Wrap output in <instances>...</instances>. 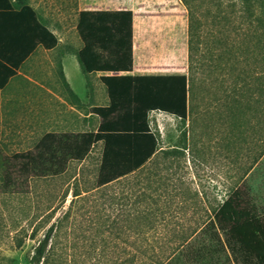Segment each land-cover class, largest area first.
<instances>
[{
  "label": "rangeland",
  "instance_id": "rangeland-1",
  "mask_svg": "<svg viewBox=\"0 0 264 264\" xmlns=\"http://www.w3.org/2000/svg\"><path fill=\"white\" fill-rule=\"evenodd\" d=\"M105 5L133 14L131 54L105 56L122 69L113 72L118 76L187 78L193 32L191 113L148 112L156 153L137 171L104 183L123 160L107 159L104 142L89 145L87 136L104 120L127 135L124 117L137 107L119 104L101 116L97 110L112 101L98 77L83 105L61 66L64 53L83 47L78 29V40L60 42L53 61L61 87L21 82L9 89L11 104L0 114V264H31L51 226L40 264H183L182 253L202 246V228L234 189L264 216V0ZM61 12L72 29L79 9ZM175 83L172 90L180 87ZM133 147L119 153L137 162L147 151Z\"/></svg>",
  "mask_w": 264,
  "mask_h": 264
},
{
  "label": "trees",
  "instance_id": "trees-1",
  "mask_svg": "<svg viewBox=\"0 0 264 264\" xmlns=\"http://www.w3.org/2000/svg\"><path fill=\"white\" fill-rule=\"evenodd\" d=\"M24 12H30L34 16L29 8H25ZM132 24L133 14L129 10H87L80 13L77 29L83 47L77 52V57L86 74L122 70L118 64L109 62L105 56L112 51L131 54ZM36 26L41 30V35H37L35 45L41 43L48 49L56 47L57 37L38 23ZM193 35L192 32L189 54L190 73L187 78L185 76L168 77L163 81L157 77L143 76L102 78L112 103L109 108L97 110L101 116L108 118L119 104L136 105L137 107L135 111L124 117V124L129 129L127 135H116L113 132V124L104 120L96 134L92 133L87 136L89 145L97 141L104 142L107 159H112L113 162L119 158L123 160L121 166L112 170L115 172L113 176L103 180L104 183L115 181L137 171L156 153L158 138L147 124L148 112L161 110L183 117L191 113L192 108L188 100L194 96L193 90L197 79L193 57ZM12 73L9 71L6 77ZM5 81L6 78L0 80V86L4 85ZM175 81L180 83V87L172 90V86L177 85ZM187 84L188 90H186ZM162 89L169 91L167 98L162 96ZM130 146L147 152L137 162H131L130 157L119 153V150H127ZM62 170L59 168L56 172L59 173ZM102 174L105 172L103 171ZM201 232L200 238L205 237V242L203 241L200 247L189 245L181 255L183 264H264V216L255 212L241 189H234L229 198L214 211ZM52 235L53 226L47 230L43 240L36 247L31 264L42 262Z\"/></svg>",
  "mask_w": 264,
  "mask_h": 264
},
{
  "label": "crops",
  "instance_id": "crops-1",
  "mask_svg": "<svg viewBox=\"0 0 264 264\" xmlns=\"http://www.w3.org/2000/svg\"><path fill=\"white\" fill-rule=\"evenodd\" d=\"M25 8H29L34 16L24 12ZM104 8L105 0H0V80L6 78L0 86V114H4L3 108L11 104L9 89L21 87V82L48 90L61 87L62 82L55 75L53 57L59 55L60 42L69 39V35L76 40L79 38L76 32L78 15L75 26L69 30L67 13H60V10L79 9L81 13L106 10ZM35 21L57 37L56 47L48 49L41 43L35 45L37 35H41ZM61 66L64 83L83 105L90 103V84L96 82L97 77L103 86V77L120 75L113 72L86 74L75 51H67L61 56ZM9 71L13 73L6 77Z\"/></svg>",
  "mask_w": 264,
  "mask_h": 264
}]
</instances>
